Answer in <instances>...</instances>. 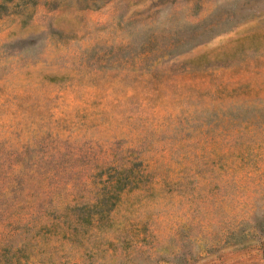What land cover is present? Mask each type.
Masks as SVG:
<instances>
[{"label": "rangeland", "instance_id": "rangeland-1", "mask_svg": "<svg viewBox=\"0 0 264 264\" xmlns=\"http://www.w3.org/2000/svg\"><path fill=\"white\" fill-rule=\"evenodd\" d=\"M0 264H264V0H0Z\"/></svg>", "mask_w": 264, "mask_h": 264}]
</instances>
